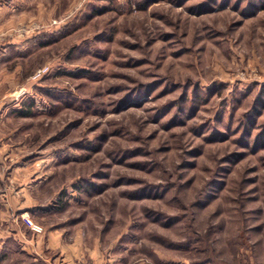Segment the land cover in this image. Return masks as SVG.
<instances>
[{
	"label": "rangeland",
	"instance_id": "rangeland-1",
	"mask_svg": "<svg viewBox=\"0 0 264 264\" xmlns=\"http://www.w3.org/2000/svg\"><path fill=\"white\" fill-rule=\"evenodd\" d=\"M0 264H264V0H0Z\"/></svg>",
	"mask_w": 264,
	"mask_h": 264
},
{
	"label": "built area",
	"instance_id": "built-area-1",
	"mask_svg": "<svg viewBox=\"0 0 264 264\" xmlns=\"http://www.w3.org/2000/svg\"><path fill=\"white\" fill-rule=\"evenodd\" d=\"M44 70H42V71H37L36 73H35V76L36 77H40L41 75H42V72H43Z\"/></svg>",
	"mask_w": 264,
	"mask_h": 264
}]
</instances>
